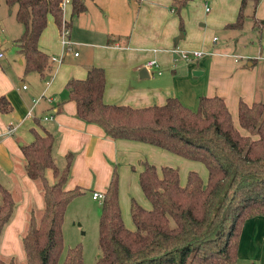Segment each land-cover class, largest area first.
Returning a JSON list of instances; mask_svg holds the SVG:
<instances>
[{
    "label": "trees",
    "instance_id": "1",
    "mask_svg": "<svg viewBox=\"0 0 264 264\" xmlns=\"http://www.w3.org/2000/svg\"><path fill=\"white\" fill-rule=\"evenodd\" d=\"M193 0H173L180 12ZM260 0H241L234 22L226 28L240 29L246 18L245 7ZM15 7V18L22 32L15 39L16 51L24 60V74H43L50 56L39 47V39L49 18L61 28V0H4ZM71 17L84 11V0H71ZM254 28H264V19L250 16ZM70 27V22L65 21ZM250 61V60H249ZM253 62V60H251ZM105 71L92 65L82 79L70 78L65 87L68 99L76 104V116L98 125L113 139L139 141L188 160L202 163L205 179L194 170L182 182L179 170L147 160L141 162L139 187L149 202L145 208L134 198L129 202L133 228L124 224L119 204V175L114 169L101 201L99 255L93 264H236L242 227L247 219L264 216V100L237 106V127L221 96H200L197 107L184 106L175 96L162 105L132 107L105 103ZM12 106L0 97V111ZM33 139L22 143L24 172L36 181L43 208L27 212L21 236L25 264H57L63 249L62 223L67 204L84 192L65 189L72 155L59 169L52 156L53 136L31 129ZM50 169L55 182L49 183ZM0 237L10 220L15 201L0 184ZM0 264H17L14 257ZM61 264H85L79 245L67 249Z\"/></svg>",
    "mask_w": 264,
    "mask_h": 264
},
{
    "label": "crops",
    "instance_id": "2",
    "mask_svg": "<svg viewBox=\"0 0 264 264\" xmlns=\"http://www.w3.org/2000/svg\"><path fill=\"white\" fill-rule=\"evenodd\" d=\"M240 2L212 0L210 8L204 7L201 15L192 14L186 6L180 12L181 30L180 20L171 7L172 0H84L86 9L78 15L71 17L70 4L64 10V19L70 22L68 39L77 55L64 51L59 29L52 18L40 36L39 47L50 58L55 56L61 60H51L43 74H24L20 53L14 50V56L9 58L0 51V58H4L3 64L0 63V97L12 106L10 112L0 111V184L12 193L15 201L13 214L0 237V256L13 257L14 252L22 256L19 236L25 231L27 212L32 206L37 212L43 208L39 186L25 174L20 150L22 143L32 141V128L40 134L49 132L53 136L52 156L54 160H62L60 165L54 161L59 169L65 166L66 155H72L65 189L79 187L91 202L96 201L92 192H105L114 169L118 172L122 193L130 186L138 187L142 161L158 162L154 156L162 153L160 148L139 141L110 138L98 125L76 116V104L68 99L65 85L70 78H84L90 66H100L105 71V103L144 107L162 105L166 98L175 96L184 106L195 110L200 96L218 95L231 110L232 118L237 115L238 101L242 97L228 82L225 86L204 78L199 82H186L184 87L180 84L178 79L182 74L177 70L182 64H175L178 54L172 49L208 51L206 56L196 58L200 59L195 63L185 64L186 71L196 66L203 68L201 72L205 73L217 68L218 64L222 67L221 59L228 51L214 44L218 40L214 30H233L226 25L235 21ZM249 9L247 16L254 13L256 18L264 19V0L259 1L254 12L253 5ZM13 12L12 9L8 13ZM14 31L13 39H16L22 32V25ZM180 32H184V37L175 43ZM231 59L235 73L243 72L236 57ZM149 60L167 66L171 74L162 76L163 73L156 69L159 76L149 77L150 68L145 67ZM248 60L252 63L250 66L255 63V59ZM15 63L20 69L12 67ZM142 68L146 69L144 77L138 74ZM154 71L153 68L151 73ZM198 74L196 72L195 77ZM25 79L30 87L22 82ZM253 79L250 77L245 83L246 94H253L256 83L251 85ZM262 91L259 99H242L248 104L264 100V89ZM244 261H247L244 264H264V216L247 219L242 227L236 264Z\"/></svg>",
    "mask_w": 264,
    "mask_h": 264
},
{
    "label": "rangeland",
    "instance_id": "3",
    "mask_svg": "<svg viewBox=\"0 0 264 264\" xmlns=\"http://www.w3.org/2000/svg\"><path fill=\"white\" fill-rule=\"evenodd\" d=\"M211 5L212 0H193L188 3L186 9L189 11L192 10V14L195 13L201 15L204 7L209 9ZM247 6L248 7L245 8L246 18L242 28L233 30L221 28L214 30L215 35L218 37L217 42L214 44L220 45L221 47H226V50L228 51L226 54H223V58L221 59L223 64L222 67L220 64H218L217 68L215 67L213 69H208V71L205 73L201 72V69L203 68L196 66L194 69H191L192 67H190L189 70L187 69L186 71L184 68L185 64L195 63L196 60H199L200 58L184 60L179 55H177V62L175 64L177 66L182 64L180 67H178L177 72L178 74H182L180 76L181 78L178 80L183 87L185 86L186 82H194L196 80L199 82V80L206 78L207 80L211 79L212 81L218 84H224L225 86H227L228 82L229 85L235 89L236 93L240 92V96L243 99L247 98L256 100L263 95L261 92H263L262 90L264 89V28L258 29L252 26L250 17L247 16V14L250 13L249 8L252 7L251 2H248ZM12 9L14 12L11 14L8 13ZM12 9H9L6 6L4 0H0V51L2 53H6L9 58L14 56L13 51L16 50L15 39H13L15 32L14 28L16 30L19 28V26L21 27L15 18V7ZM193 17L197 16L193 15ZM230 56L237 58L239 63L238 66H243V72L235 73L236 67L231 65L232 59ZM3 59L4 58H0L1 64H3ZM248 59H255V63L252 66H249ZM12 67L20 69L17 63H15ZM151 70H153V68L148 69L149 77L153 75L156 77L159 76L156 73V69L154 73H151ZM157 70L163 73L162 76L171 74V70L167 66H160L159 63ZM195 72H199L200 74L195 77ZM250 77L254 78L251 82V85H253L254 82L256 83L253 85V94L249 95L244 92V89L245 83L246 81L248 82ZM22 82L30 87L28 79H25ZM233 118L236 122V126L239 127L237 123V115L233 116ZM159 150L162 153H158L157 156H154V159H157L158 161L153 163L156 167H159L160 165H168L177 168L179 170L182 182L185 180L186 174L190 170L197 171L203 177V179L206 178L207 171L202 163L185 159L166 150ZM54 161L57 165L62 163V160H58V158H55ZM46 173V178L49 183H53L52 171L47 170ZM136 188H138L137 191H134ZM136 188L130 186L128 191L123 190L121 193L119 184V195H121V199L119 198V204L121 208V214L124 224L130 229L134 227L129 213L130 199L134 198L140 205H142L141 203H144L149 207V202L143 195L139 185ZM84 196L85 194L83 193L82 195H78L70 200L65 209L62 223L63 249L57 264L62 263L67 249L76 245L81 247L82 258L85 264L95 263L99 255L98 240L101 202H91ZM39 212L41 211H38V213ZM22 235L23 234H21V236ZM21 236H19V241L21 240ZM19 252H22L21 249ZM19 254L20 253L18 252H14L13 257L15 261L17 264H25L23 253H21L22 256H19ZM1 257L4 259H10V257L6 256ZM246 262L247 261L240 262V264H244Z\"/></svg>",
    "mask_w": 264,
    "mask_h": 264
},
{
    "label": "built area",
    "instance_id": "4",
    "mask_svg": "<svg viewBox=\"0 0 264 264\" xmlns=\"http://www.w3.org/2000/svg\"><path fill=\"white\" fill-rule=\"evenodd\" d=\"M71 0H61L60 6L61 9L63 11V18H64V10L66 8V5L70 4ZM206 10H208V8H205ZM65 19L62 22V26L59 29V41L60 44L63 46L64 51L65 52H73L74 55H77V52H74L73 49V44L70 42V40L68 39V33H69V27L66 26L65 24ZM216 37L213 38V41H216ZM172 52L177 53L182 59L184 60H190V59H194V58H198L203 56L204 54H207L208 51L204 50V49H198V50H184V49H180L178 47H176L175 49H172ZM2 56V54L0 53V57ZM52 61L55 62H60L61 58L52 56L50 58ZM237 60V58H236ZM146 68H154V69H158V63L156 60H149L146 64H145ZM158 73H160L159 70H157ZM46 119V117H45ZM11 131V129H9V132ZM104 197V193L98 192V191H94L92 192V198L96 201H102Z\"/></svg>",
    "mask_w": 264,
    "mask_h": 264
},
{
    "label": "water",
    "instance_id": "5",
    "mask_svg": "<svg viewBox=\"0 0 264 264\" xmlns=\"http://www.w3.org/2000/svg\"><path fill=\"white\" fill-rule=\"evenodd\" d=\"M184 37V32H180V34L175 38V43H177L180 39H182ZM252 63L251 62H248V65L250 66ZM196 73V72H195ZM140 76L141 77H144V76H146L147 74H146V69L145 68H142L141 70H140Z\"/></svg>",
    "mask_w": 264,
    "mask_h": 264
}]
</instances>
